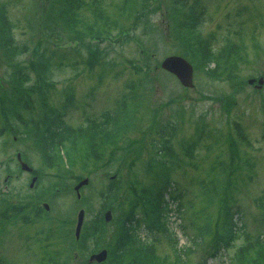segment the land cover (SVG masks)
<instances>
[{"label":"rangeland","instance_id":"374dc122","mask_svg":"<svg viewBox=\"0 0 264 264\" xmlns=\"http://www.w3.org/2000/svg\"><path fill=\"white\" fill-rule=\"evenodd\" d=\"M121 1L75 0L68 9L71 0H0V256L97 264L88 255L106 249L100 264H113L120 217L169 180L185 195L174 220L180 248L193 247L183 264L200 263L214 238H227L229 206L242 217L228 248L207 264H264V88L247 83L264 76V0H129L120 10ZM207 45L227 48L226 69L204 62ZM170 54L193 64V87L161 70ZM125 95L130 124L101 154L80 138L55 164L41 148L48 117L63 112L78 130ZM17 152L41 176L34 190ZM107 209L113 215L95 233ZM168 236L149 245L173 261Z\"/></svg>","mask_w":264,"mask_h":264},{"label":"trees","instance_id":"16d2710c","mask_svg":"<svg viewBox=\"0 0 264 264\" xmlns=\"http://www.w3.org/2000/svg\"><path fill=\"white\" fill-rule=\"evenodd\" d=\"M128 2L129 0H122L119 9L124 10ZM74 4L75 0H71L68 9L72 8ZM68 9L65 13V17L68 16ZM194 20L195 16L192 18V25ZM50 36L56 37L59 35L52 29L50 31ZM227 51V48L223 47L221 50L212 52L209 45H207V48L204 50V57L207 62H213V72L222 71L225 66L228 65L227 60L229 59V54ZM130 119V111L127 107V96L125 95L120 100L116 101L114 108L105 110L102 112L99 119L91 120L83 128L78 130L73 129L64 122H61L59 127L51 132V134L47 136V139L43 140V145L49 153L51 161L55 164H57L59 159H62L60 149L64 150L66 157L72 156L78 148V140L80 138L86 139V142H88L95 154H101L103 147L108 142L113 143L124 134L127 126L130 124ZM184 198V192L177 183L166 181L164 183L160 182V185L155 184L140 201L135 199L131 208L120 217L121 221L118 239L116 245L112 249V258L110 261H112L113 264H183L187 261L183 257L190 255L193 249L190 245H183L184 247L181 249L182 247L177 245V241L173 240L174 243H172V248L178 257L176 258L177 260L173 258V261L164 256L158 257L154 248L149 245L150 240L154 241V239L159 236L168 234L164 214L166 215L170 210H174L177 216L181 217V210L184 208ZM170 202L174 204V207L169 205ZM144 204H148V207L141 215L138 208L140 205L143 206ZM142 206L139 210L143 208ZM241 212L239 206H229L224 209L223 224L229 225V234L226 239L224 238L225 240L219 237L214 238L211 241L213 243L206 249L205 257L211 256L215 250H218L221 246L226 244L227 240L234 233V230H236L237 219L242 217ZM101 223H104L102 217H100L98 221L95 233L101 229ZM231 231H233V233H231ZM194 241L195 240L192 242ZM205 257L198 264H207ZM45 258L46 257L43 256L32 264H48ZM0 264L13 263L0 258Z\"/></svg>","mask_w":264,"mask_h":264},{"label":"water","instance_id":"95a60500","mask_svg":"<svg viewBox=\"0 0 264 264\" xmlns=\"http://www.w3.org/2000/svg\"><path fill=\"white\" fill-rule=\"evenodd\" d=\"M161 65L166 70L176 74V76L178 77V79L180 80V82L184 86H192V84H193V82H192L193 69H192L191 64L186 59H184L183 57H180V56L172 55V56L166 57L162 61ZM248 82L252 83L253 79H249ZM258 82L259 83H263L264 79L263 78H259ZM18 158L20 159V155L19 154H18ZM21 167L23 169H26V170H31V168L23 161H21ZM87 181H88V179L81 180L75 186V189L78 190L79 187L82 184L87 183ZM105 218L107 220L110 219V211L106 212ZM82 220H83V210H80L78 212V215H77V223H76V227H75V235H76V237H78V235H79V231H80V228H81ZM105 256H106V250L103 249L102 251H100L97 254H92L90 256L89 260L91 261L93 259H96L97 261H102L105 258Z\"/></svg>","mask_w":264,"mask_h":264}]
</instances>
